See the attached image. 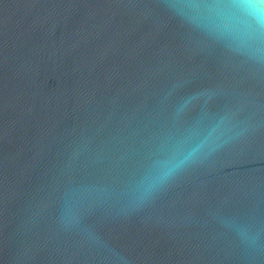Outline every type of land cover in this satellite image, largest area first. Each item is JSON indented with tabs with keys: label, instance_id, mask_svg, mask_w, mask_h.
I'll return each instance as SVG.
<instances>
[{
	"label": "water",
	"instance_id": "95a60500",
	"mask_svg": "<svg viewBox=\"0 0 264 264\" xmlns=\"http://www.w3.org/2000/svg\"><path fill=\"white\" fill-rule=\"evenodd\" d=\"M0 264H264V65L166 0H0Z\"/></svg>",
	"mask_w": 264,
	"mask_h": 264
},
{
	"label": "clouds",
	"instance_id": "9594fccd",
	"mask_svg": "<svg viewBox=\"0 0 264 264\" xmlns=\"http://www.w3.org/2000/svg\"><path fill=\"white\" fill-rule=\"evenodd\" d=\"M170 14L205 39L246 62L264 65V0H166ZM222 147L205 140L186 154L157 161L142 179L137 200L142 202L177 171ZM243 243H252L256 234L248 225L232 224Z\"/></svg>",
	"mask_w": 264,
	"mask_h": 264
}]
</instances>
